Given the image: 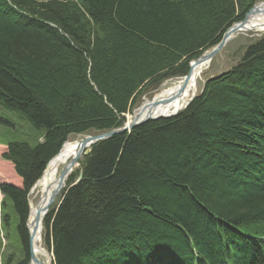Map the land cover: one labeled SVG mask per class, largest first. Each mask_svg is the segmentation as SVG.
<instances>
[{
    "label": "trees",
    "instance_id": "obj_1",
    "mask_svg": "<svg viewBox=\"0 0 264 264\" xmlns=\"http://www.w3.org/2000/svg\"><path fill=\"white\" fill-rule=\"evenodd\" d=\"M256 1L0 0V105L43 130L4 154L23 185L0 192L27 246L29 192L62 144L122 126ZM207 81L176 116L81 159L44 220L55 264H264V36Z\"/></svg>",
    "mask_w": 264,
    "mask_h": 264
},
{
    "label": "rangeland",
    "instance_id": "obj_2",
    "mask_svg": "<svg viewBox=\"0 0 264 264\" xmlns=\"http://www.w3.org/2000/svg\"><path fill=\"white\" fill-rule=\"evenodd\" d=\"M258 3H264V0H257L255 4ZM257 34H251L250 32L246 34H240L233 40H231L227 44V46L213 58V60L208 66L209 68L207 70L205 69L204 73L202 71V78L197 79V91L191 96L190 99L194 100L196 97L203 94L206 88V83L208 82L207 80H210L216 76H219L232 70L242 60L247 48L256 41H258L260 38H262L260 37V35ZM182 78H184V75L169 76L164 78L158 85L147 86L141 96L138 97L136 105L134 106L132 111L144 102L143 98H152L153 96L157 95L163 88L174 85L175 83L179 82V80ZM191 103H189L185 107V109L188 108ZM132 111L123 114L125 121H128L127 116H131ZM1 118L3 120H7V118L9 120H12L14 126H10L4 123V121H0V185L3 183H11L17 186H22V179L20 176H18L15 163L4 157V154L7 153L9 150V147L6 142H13L15 140L27 141L30 144L35 143L37 139L36 135L38 136L39 134H41L43 130H38L34 128L25 116L17 112V109H4V107L0 105V119ZM93 134L96 133L92 132L81 135H71L69 137V141L71 140V142H80L86 139L88 135ZM81 159H84V156H82V158H80L77 162L75 160L71 162L72 158L70 157L59 166L60 171L58 177L60 179L62 178L63 180L61 191L67 185V178L82 165ZM30 192L28 195V202L29 199L34 198V196H36L38 193L37 188L32 189V191L30 190ZM35 203H38L37 199H35ZM50 211L51 209L49 207L47 215ZM19 220L20 219L14 209L13 202L9 198L5 197L4 194L0 193V257L2 256V264H5V262L18 264L19 262H23L26 259L25 255L28 253V246L26 244L27 239L24 240V236L19 231ZM47 233V228L44 224L42 235L43 243L44 246L50 251V248L46 242ZM26 236L28 238V232ZM13 245L15 249L18 250V252H16V250H12ZM41 258L43 260L46 259L44 255H42Z\"/></svg>",
    "mask_w": 264,
    "mask_h": 264
},
{
    "label": "water",
    "instance_id": "obj_3",
    "mask_svg": "<svg viewBox=\"0 0 264 264\" xmlns=\"http://www.w3.org/2000/svg\"><path fill=\"white\" fill-rule=\"evenodd\" d=\"M256 8H258V4H255L242 20L233 23L228 28V30L224 34L221 42L217 46H215L214 48H212L210 50L203 52L199 57L191 60L187 75L185 76L182 84L179 85L177 91L174 93V95H172L173 97H175V99L173 101L180 99V97L182 96V94L186 90L187 86L189 85L190 81L193 79L195 74L198 73V71L201 69L202 65L205 62H211L213 60V58L219 52H221L223 50V48L227 45V43L237 35V34H235L237 31H242L243 29L249 30L246 27V24L249 22L250 14H252V11ZM263 25L264 24H260V26H263ZM172 96H168V98L172 97ZM168 98L160 97V96H158L156 98V95H155L152 98H150L151 100L147 101L148 100L147 99L139 107L135 108L132 111V115L130 116V120H128L123 126H120L118 128H114L112 130H108V131H105L102 133L88 135L86 139L80 141L77 144V147L75 148V152H74L73 157H72V161L75 160L77 162L80 158H82V156L88 155L92 150V146L98 142L108 140V139H110L113 136L118 135V134H124V133L130 132L134 128H136V127H138V126H140V125H142L148 121L157 120L160 118H168V117L176 115L178 112L182 111L193 100V99H190L188 102H186L184 107L175 110V112H173V113L167 112V113L160 114L159 110L168 109L169 105L173 102L172 101L168 105V103L170 102V99H168ZM64 146H65V143L62 144L60 150L56 154H54L51 157V159L48 161V163L46 164V167H45V173H46V170L49 169L50 163L53 162L54 159L59 158L63 154ZM38 183H39V181L37 182L35 187L38 185ZM52 194H53V197L54 196L56 197V191H54ZM53 201H54L53 198H50L47 203L39 206V208L36 211L34 221L32 224L30 221V217H31V213H32V202H31V199H29V202H28L29 214H28V217L26 220V228L28 230V237H29V242H28L29 264H54L55 263L53 250L50 249L51 250L50 253L52 255V259H50V260L47 258L45 260H43L39 255H37V253L35 251L36 250V240H37V237L39 236L37 234L38 233H40V235L42 234V232H40L38 230L40 222H41V220H43L42 222H44V217L46 216V214L49 210L48 207L50 206V204L53 203ZM35 222H38L36 228L34 227ZM44 256L46 257V255H44Z\"/></svg>",
    "mask_w": 264,
    "mask_h": 264
},
{
    "label": "bare ground",
    "instance_id": "obj_4",
    "mask_svg": "<svg viewBox=\"0 0 264 264\" xmlns=\"http://www.w3.org/2000/svg\"><path fill=\"white\" fill-rule=\"evenodd\" d=\"M252 9V8H251ZM250 9V10H251ZM249 10V11H250ZM248 11V12H249ZM247 14V13H246ZM260 24H264V3H262V4H259L258 3V8H256V9H254L253 11H252V14H250V16H249V22L246 24V27L249 29V30H246V29H243L242 31H237L235 34H237L235 37H237L238 35H240V34H246V33H251V34H253V33H259V34H257V35H260V37H262V36H264V25L263 26H260ZM228 30V28L226 29V31ZM226 31L224 32V34L226 33ZM253 32V33H252ZM224 34H223V36H224ZM223 36H222V38H223ZM234 37V38H235ZM222 38H221V40H222ZM233 38V39H234ZM232 39V40H233ZM221 40H220V42H221ZM231 41V40H230ZM229 41V42H230ZM219 42V43H220ZM228 42V43H229ZM219 43H217L216 45H214L213 47H211V48H209V49H207V50H210V49H212V48H214L215 46H217ZM227 43V44H228ZM227 46V45H226ZM225 46V47H226ZM224 47V48H225ZM223 48V49H224ZM206 50V51H207ZM211 62H205L203 65H202V67H201V69L198 71V73L197 74H195V76L193 77V79L190 81V83H189V85L187 86V88H186V90L184 91V93L182 94V96L180 97V99L179 100H175V101H173L174 99H175V97H173L172 95H174V93L177 91V89H178V87H179V85H181L182 84V82H183V80H184V78H185V76L187 75H185L184 76V78H182V79H180L179 80V82H177V83H175L174 85H172V86H167V87H165V88H163L157 95H156V98L158 97V96H160V97H166V98H168V96H172V97H169L168 99H170V102L168 103V105H169V107H168V109H161V110H159V113L160 114H163V113H167V112H169V113H173V112H175V110H177V109H179V108H182V107H184L185 106V104H186V102H188L189 101V99L191 98V96L194 94V93H196V91H197V79L198 78H202V71H203V73H204V70L206 69H208L209 67V64H210ZM148 99V100H147ZM143 100L144 101H149V100H151L150 98H148V97H145V98H143ZM162 108V107H161ZM185 109V108H184ZM183 109V110H184ZM182 110V111H183ZM181 112V111H180ZM180 112H178V113H180ZM177 113V114H178ZM176 114V115H177ZM176 115H174V116H176ZM172 117V116H171ZM168 118H170V117H168ZM127 120H130V116L128 117L127 116ZM152 121V120H151ZM127 121H125V123H126ZM149 122V121H148ZM124 123V124H125ZM147 123V122H146ZM123 124V125H124ZM145 124V123H144ZM122 125V126H123ZM143 125V124H142ZM141 126V125H140ZM118 127H120V126H118ZM118 127H116V128H118ZM135 129V128H134ZM130 132H132V130L130 131ZM128 133V132H127ZM65 143V146H64V149H63V154L59 157V158H56V159H54V161L53 162H51L50 163V165H49V169H47L46 170V173H45V171H44V173H43V175H42V177L38 180L39 181V183H38V185L35 187V185L37 184V182H36V184L34 185V187L32 188V189H36L37 188V191H38V193H37V195L36 196H34V198H32L31 199V202H32V213H31V217H30V221H31V223L33 224V221H34V217H35V214H36V211H37V209L39 208V206H41L42 204H45V203H47L48 201H49V199L50 198H53V203L52 204H50V209L53 207V205L56 203V201H57V199L59 198V195H60V191H61V189H62V183H63V180H62V178L60 179L59 177H58V175H59V171H60V165L61 164H63L68 158H72L73 157V154H74V152H75V148L77 147V144L79 143L78 141L77 142H71V140L69 141H65L64 142ZM63 143V144H64ZM99 143V142H98ZM97 144V143H96ZM95 145V144H94ZM93 145V146H94ZM92 146V147H93ZM73 162V161H72ZM82 178V172H81V174H80V176H79V179L78 180H80ZM32 189H31V191H32ZM54 191H56V197L54 196L53 197V192ZM31 193V192H30ZM35 199H37L38 200V203H35ZM59 200V199H58ZM39 206H38V205ZM38 206V207H37ZM48 207V208H49ZM46 216H47V214H46ZM46 216L44 217V220H45V218H46ZM43 220H41V222H40V225H39V228H38V230L40 231V232H42V234L40 235V233H38L37 235H39L38 237H37V240H36V253H37V255H39L40 257L42 256V255H46V258L47 259H52V255H51V253H50V251L44 246V243H43V229H44V222H42ZM37 224H38V222H35V225H34V227L36 228L37 227ZM28 242H29V238H28Z\"/></svg>",
    "mask_w": 264,
    "mask_h": 264
},
{
    "label": "crops",
    "instance_id": "obj_5",
    "mask_svg": "<svg viewBox=\"0 0 264 264\" xmlns=\"http://www.w3.org/2000/svg\"><path fill=\"white\" fill-rule=\"evenodd\" d=\"M40 140H42V138H40Z\"/></svg>",
    "mask_w": 264,
    "mask_h": 264
}]
</instances>
